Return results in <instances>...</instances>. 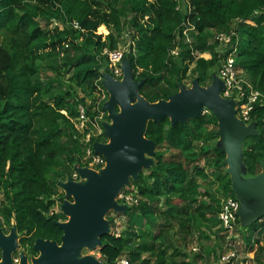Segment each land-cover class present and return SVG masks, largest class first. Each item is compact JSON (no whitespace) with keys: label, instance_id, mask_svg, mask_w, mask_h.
Wrapping results in <instances>:
<instances>
[{"label":"trees","instance_id":"obj_1","mask_svg":"<svg viewBox=\"0 0 264 264\" xmlns=\"http://www.w3.org/2000/svg\"><path fill=\"white\" fill-rule=\"evenodd\" d=\"M183 1L182 10L176 9ZM262 8L264 0H0V225L13 223L21 247L29 252L36 238L59 241L61 230L54 222L65 218L52 210L63 196L58 181L83 164L86 147L105 139L101 134L86 144L80 141L88 130L80 134L75 128L77 109L83 106L91 119L102 112L107 120L102 111L107 98L98 100L99 110L93 107L98 99L94 83L102 72L110 73L101 51L116 49L128 25L132 42L123 57L134 79H143L138 91L149 102L166 99L194 78L206 86L219 66L212 37L222 32H234V66L264 95V19L256 13ZM144 15L147 24L141 23ZM52 19L60 29H48ZM100 25L108 29L104 41L96 33ZM185 27L194 30L190 42ZM202 53L210 58L197 57ZM248 122H255L258 131L243 144L247 176H253L264 156V105L253 104ZM216 131V119L208 111L182 124H170L167 118L148 122L145 137L154 142L153 166L121 190L136 203L121 213L126 222L118 236L109 232L101 237L104 263L115 264L124 256L130 264H204L198 262L202 253L187 260L178 247H185L195 232L215 242L201 246L204 262L217 257L227 235L217 217L219 198L235 196L225 155L208 145ZM170 150L176 153L166 156ZM211 175L201 191L198 179ZM241 229L236 232L243 252L255 253L254 260L263 264L264 229L258 231L257 223Z\"/></svg>","mask_w":264,"mask_h":264},{"label":"water","instance_id":"obj_2","mask_svg":"<svg viewBox=\"0 0 264 264\" xmlns=\"http://www.w3.org/2000/svg\"><path fill=\"white\" fill-rule=\"evenodd\" d=\"M120 70L119 80L109 73L101 75L100 84L107 93L102 103L107 120L101 123L106 140L93 141L92 150L103 157L104 166L93 170L76 164L73 170L79 181L70 177L58 181L63 192L59 211L65 218L54 222L61 230L59 243L36 238L32 250L38 255L30 257V264H106L92 255H81V251L101 248V237L110 229L107 213L128 210V206L116 201L118 194L142 170L153 166L154 142L145 137L148 122L167 118L170 124H182L203 110L217 122L215 147L225 155L223 163L238 201L239 224L247 228L264 217V156L256 175L247 176L243 163L244 140L258 134L256 124H245L236 116L235 102L220 95L224 84L215 72L206 86L194 78L189 86L178 85V90L166 99L149 102L138 91L143 79H134L126 57L121 60ZM17 248L15 226L7 234L0 227V264H11V255ZM18 256L19 264H27L22 251Z\"/></svg>","mask_w":264,"mask_h":264},{"label":"built area","instance_id":"obj_3","mask_svg":"<svg viewBox=\"0 0 264 264\" xmlns=\"http://www.w3.org/2000/svg\"><path fill=\"white\" fill-rule=\"evenodd\" d=\"M183 2H181L176 9L183 8ZM182 10V9H180ZM256 13H261L264 19V8L256 11ZM76 27V26H75ZM193 28L185 27L183 29V34L186 42L191 41L189 35L193 32ZM234 32L227 33H217L212 37V41L216 43L215 52L219 56V66L217 69V76L223 81L224 88L220 95L224 98L232 99L235 102L236 116L242 120L245 124L249 123L250 112L253 109L254 103H259L264 105V95H262L257 90L253 89L251 84L240 75L239 70L234 66V59L236 54V44L232 43L231 36ZM128 48V47H127ZM105 55L107 56L108 68L110 75L119 80L121 77L120 63L124 55V50L114 49L105 50ZM172 55L177 54V50L171 51ZM102 78H100L101 81ZM245 86V87H244ZM99 91L106 92L101 84L98 86ZM78 116L76 118L75 128L82 134L84 130H88L84 136L80 138V141L84 144L88 143L91 137H98L103 134V129L101 126L103 113L100 112L92 119L86 114V110L83 106L79 105ZM207 112L203 110L202 113ZM98 141V140H97ZM104 142V141H100ZM83 164L81 166L89 167L93 170H98L104 166V159L101 155L95 154L92 150V143L89 147L84 150V155L82 157ZM70 178L74 181H79V175L73 170ZM220 201V208L217 217L220 221V227H222V233L227 234L225 237V242L222 250L218 252L217 257L214 259L212 257L211 264H249L248 253L243 252L244 244H241L242 237L241 234L236 232V227L239 224L238 218L236 216V211L238 209V201L230 196L222 197ZM116 201L119 204L126 206H132L136 203V200L130 195L125 193H119ZM59 202V201H58ZM264 229V217L259 219L257 222V230ZM257 231H255V235ZM202 253L199 247H192L190 249V254L196 255ZM190 258V257H189ZM202 258H205L204 253H202ZM17 259H13L12 262H16ZM115 264H130L129 260L121 256L120 259L115 262ZM210 264V263H209Z\"/></svg>","mask_w":264,"mask_h":264},{"label":"rangeland","instance_id":"obj_4","mask_svg":"<svg viewBox=\"0 0 264 264\" xmlns=\"http://www.w3.org/2000/svg\"><path fill=\"white\" fill-rule=\"evenodd\" d=\"M180 9H182V6L180 5ZM130 17V16H129ZM129 17L127 18V20L129 19ZM141 23H144V24H147V20H148V16L147 15H144L143 17H141ZM54 27H57V29H60L61 28V25L59 22H57L56 20L52 19L51 20V24L49 25V28L48 29H53ZM132 30L133 28L130 27V25H128L127 29H124L123 31V34L121 35V38H120V42L118 44V47L116 49H120V50H124V53L126 52L127 50V47L131 44V39H130V36H131V33H132ZM97 34H101L102 36V41H104L105 39V35L108 33V29L104 26V25H100L98 28H97V31H96ZM81 40V38L79 39ZM105 50H107L106 48H102V51H101V55H105ZM197 57H201V58H204V59H208L210 58V54L209 53H202V54H198ZM107 66H109V64H107ZM193 67V64H190L188 65V68L186 70V74L189 76V71L190 69ZM47 75H49V73H47ZM44 78H46L47 76H43ZM51 77V76H50ZM99 82H100V77L98 80H96V82L94 83V94L95 96L98 98L97 99V103L93 106L95 107L94 110H99V107H98V100H104V98L106 99L107 98V93L106 92H103V91H99L98 89V86H99ZM185 86H189L190 83L187 81L185 84ZM87 102L89 103V101L87 100ZM102 121H106L104 119V116L102 118ZM106 139H102V141H105ZM218 140V137L214 140H211L208 142V145L209 146H214L216 144ZM176 153V151L174 150H170L166 153V156H169L171 154H174ZM199 164L201 166H204L205 169L207 168L202 161L199 162ZM212 168H208L207 169V172H209ZM212 173V172H211ZM213 176L211 175L206 181L202 180V179H198V182L201 184V191H203L207 185V182L208 180H212ZM131 188V187H130ZM126 189V188H124ZM123 190V189H122ZM209 191L211 193H215V188L214 187H210L209 188ZM59 192H62V190L59 188ZM121 192V191H120ZM216 194V193H215ZM2 198V195L0 194V199ZM223 198H219V202L222 200ZM61 202H58L57 199H56V202L52 208L53 212H57L59 211V205H60ZM177 203H179V201H177ZM60 212V211H59ZM106 218L108 219H111L113 221V223L110 222V229H109V232H113L115 236H118L119 233L124 229V226H125V222H126V217L121 214V213H114V212H109L107 213V216ZM12 221V220H11ZM59 221H63V220H59ZM12 223V222H11ZM13 224V223H12ZM147 228V227H145ZM244 230L246 228H243ZM236 230H240L242 232H244L242 229H241V226L238 224L237 227H236ZM249 231H245V234H247ZM253 233V232H252ZM257 235H255V232L252 234V239L256 238ZM192 242V243H191ZM213 243H215L214 241H205V240H202L199 238L198 234L195 232V234L193 235L192 237V240L190 239V241H188V243L186 244L185 247H182V243H180V245L178 246V244H175V246H178L180 248L183 249V251L188 254L189 257H191L192 255L190 254V249L192 247H199V249L202 251V253H204L203 251V248L205 246H210L211 244L213 245ZM243 242L241 241V244ZM217 244H220L218 241H217ZM260 244L264 247V235H262V237L260 238ZM201 246L203 248H201ZM82 254H90V255H93L94 257H96L98 260L104 262V259L101 258V254H100V248H96L94 250H88V249H83L81 251V255ZM14 255V254H13ZM144 257L146 256L145 254L143 255ZM253 256V257H252ZM189 257H187L188 259L187 260H190ZM249 260V264H259L257 263L254 258H255V253H251V254H248V257H247ZM120 259V257L117 258V260L115 262H117L118 260ZM211 259V258H210ZM260 260H261V263L264 264V251L262 253H260ZM198 262H202L204 264H207L206 262H204V260L201 258Z\"/></svg>","mask_w":264,"mask_h":264},{"label":"flooded vegetation","instance_id":"obj_5","mask_svg":"<svg viewBox=\"0 0 264 264\" xmlns=\"http://www.w3.org/2000/svg\"><path fill=\"white\" fill-rule=\"evenodd\" d=\"M108 219V218H107ZM12 225H14V224H12ZM11 225V226H12ZM10 226V227H11ZM0 227L2 228V230H3V232L5 233V234H7L8 233V231H9V228L8 227H6L5 225H0ZM56 242H58L59 243V241H56ZM17 243H18V248H17V250L14 252V253H12V255H11V264H19V261H20V259H19V256H18V254H19V252H23L24 253V255L26 256V258H27V264H30V261H29V259H30V257L31 256H37L38 255V253L36 252V251H32V252H29V251H27V250H24L22 247H21V245H20V243H19V234L17 233ZM14 254V255H13ZM82 255H87V254H82ZM88 255H90V254H88ZM93 256V255H92ZM13 259H17V261L16 262H12V260Z\"/></svg>","mask_w":264,"mask_h":264}]
</instances>
